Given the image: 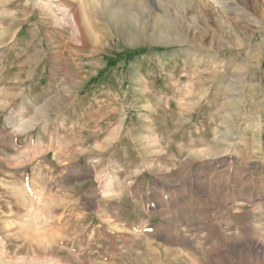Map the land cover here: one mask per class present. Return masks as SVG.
<instances>
[{"label":"rangeland","instance_id":"1","mask_svg":"<svg viewBox=\"0 0 264 264\" xmlns=\"http://www.w3.org/2000/svg\"><path fill=\"white\" fill-rule=\"evenodd\" d=\"M135 1L0 0V264H264V0Z\"/></svg>","mask_w":264,"mask_h":264},{"label":"bare ground","instance_id":"2","mask_svg":"<svg viewBox=\"0 0 264 264\" xmlns=\"http://www.w3.org/2000/svg\"><path fill=\"white\" fill-rule=\"evenodd\" d=\"M123 1V0H122ZM160 1H162V0H160ZM186 1V0H185ZM184 1V2H185ZM112 2V1H111ZM117 2V1H116ZM129 2H130V0H129ZM177 2V1H176ZM125 3V2H124ZM132 3V2H131ZM165 3V2H164ZM163 3V4H164ZM130 4V3H129ZM134 4H136V6H138V8H139V10L140 9H142V8H149V6L152 8V7H156L157 8V6H158V1L157 0H141L140 2H137V1H135L134 2ZM162 4V6H164ZM166 4V3H165ZM175 4V3H174ZM117 5V4H116ZM160 5V4H159ZM167 5V4H166ZM171 5V4H170ZM179 5V4H178ZM178 5H176V6H178ZM161 6V5H160ZM175 6V7H176ZM104 7V6H103ZM124 7H122V9H123ZM127 8V7H126ZM130 8V7H129ZM163 8V7H162ZM161 8V9H162ZM170 8V7H169ZM159 9V8H158ZM160 9V10H161ZM133 10V9H132ZM60 11V10H59ZM149 11V10H148ZM168 11V10H167ZM166 11V12H167ZM130 13V12H129ZM133 14V13H132ZM132 14H131V18H133L132 17ZM156 14V13H155ZM165 14V13H164ZM160 15H162V14H160ZM171 15V14H170ZM71 16V15H70ZM146 16V15H145ZM160 17V16H159ZM70 18V17H69ZM68 18V19H69ZM154 19H156V18H154ZM70 20H71V23L73 24V26L76 28V30L80 33V34H82V29H81V27H80V24H79V20H78V15H77V13L75 12V14H73V16L70 18ZM130 20V19H129ZM143 20V19H142ZM145 20V19H144ZM153 20V19H152ZM160 20V19H159ZM172 20V19H171ZM154 21V20H153ZM162 21H164V19L162 20ZM145 22V21H144ZM170 22V21H169ZM132 23V22H131ZM152 23V22H151ZM164 23V22H163ZM165 24V23H164ZM163 24V25H164ZM139 25V24H138ZM149 26V25H148ZM166 26V25H165ZM84 30V29H83ZM161 30V29H160ZM168 30V29H167ZM167 32V31H166ZM163 34V33H162ZM169 36V35H168ZM122 37V36H121ZM162 38V37H161ZM169 38V37H168ZM169 40V39H168Z\"/></svg>","mask_w":264,"mask_h":264}]
</instances>
